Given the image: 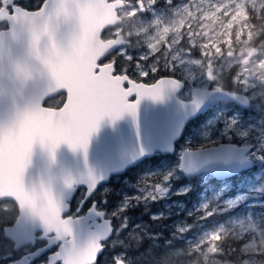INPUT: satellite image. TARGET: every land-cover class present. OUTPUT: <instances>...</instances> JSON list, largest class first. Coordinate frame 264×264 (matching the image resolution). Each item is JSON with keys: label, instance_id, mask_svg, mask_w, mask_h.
<instances>
[{"label": "snow or ice", "instance_id": "snow-or-ice-1", "mask_svg": "<svg viewBox=\"0 0 264 264\" xmlns=\"http://www.w3.org/2000/svg\"><path fill=\"white\" fill-rule=\"evenodd\" d=\"M158 2L0 0V212L9 214L0 220L3 264H129L126 252L115 253L106 261H101L100 254L106 247L124 248L119 239L128 223L124 213L142 199L155 202L170 195L190 194L191 183L172 191L173 181L181 175L236 181L227 190L224 186L214 190L215 199L229 196L224 201L225 211H245L264 202V115L257 119L259 106L253 112L247 107L249 100L241 97L246 107L232 104L221 108L208 99L213 92L197 87V76L183 67L191 64L194 54L198 63L203 57L214 63L205 51L208 46L194 44L192 34L186 33L187 43L181 39L175 49L163 45L159 50L145 41L133 47L132 37L125 35V20L139 18L141 24L147 23L156 17ZM257 8L264 12V0H255L250 10L256 12ZM248 11L245 4L238 5L232 20H247ZM154 30L155 25L148 32ZM130 49L136 51L135 56ZM215 50L221 52L219 47ZM240 76L235 74L234 84L240 83ZM208 83L214 85L215 80L209 76ZM188 88L197 96L183 105L191 109L190 115L202 108L213 110L204 125L206 143L195 150L191 145L182 147L159 186L139 187L109 213L98 210L100 203H107V193L102 194V201L89 202L105 179L103 171L87 169L74 174L57 168L62 145L86 156L101 125H115L125 115L137 121L139 133V109L145 98L160 100L172 91ZM53 100L56 107L45 106ZM166 119L164 112L146 110L143 114V124L153 130ZM112 150L108 143L98 144L102 157L112 155ZM38 151L42 154L39 166L47 179L36 182L28 172ZM145 152L141 148L130 160ZM236 152L242 155L226 158ZM154 175L155 171L146 179ZM57 182L61 185L58 192ZM148 189L155 192L144 195ZM208 207L207 200L199 205L201 210ZM152 219H163V213L153 214ZM114 220L120 222L119 227L114 226ZM190 230L187 225L176 229L181 234Z\"/></svg>", "mask_w": 264, "mask_h": 264}, {"label": "rangeland", "instance_id": "rangeland-1", "mask_svg": "<svg viewBox=\"0 0 264 264\" xmlns=\"http://www.w3.org/2000/svg\"><path fill=\"white\" fill-rule=\"evenodd\" d=\"M254 2L255 0H171V3H164L165 10L155 7L157 15L147 23L141 24L139 18L125 20V35L133 38V47L139 41H145L152 44L155 50H159L163 45H171L175 49L176 42L179 40L185 39L187 43L186 33L192 34V42L196 45H207L205 51L214 61L210 64L208 57H203L202 62L198 63V57L194 54L191 64L183 66L184 69L190 70L197 76L199 80L197 87L228 89L230 92L245 95L249 100L247 107H250L253 112H256L257 106H259L260 112L256 113L257 119H259L261 115H264V35L255 31L249 15L247 20H232L238 5L245 4L250 9ZM259 11L257 8L256 12ZM225 13L229 14L225 15ZM145 15L150 14L145 13ZM230 23L231 27H229ZM153 25H155V30L149 33L148 29ZM229 37L231 44L228 43ZM216 47L221 49L220 53L216 52ZM130 51L134 56L136 55L135 50L130 49ZM236 73L241 74L238 84L233 83ZM209 76L215 80L214 85L208 83ZM190 91L191 88L185 89L178 95L179 99L189 101ZM59 99L60 97L54 98V100ZM54 100L49 101L46 105L56 107L57 104ZM216 104L223 108L233 103L218 102ZM212 115L213 110L211 109L204 121L189 125V131L186 130L182 139L177 143L174 154L157 157L146 167L130 171L128 176L116 177L113 181L116 186L114 194L117 197L115 209L126 196L136 194L139 187L144 188L150 183H156L159 186L163 175L176 161L182 147L191 145L192 148H198L201 144L206 143L203 136L204 125ZM216 127L219 128L220 125H216ZM209 133L211 134V130ZM154 171L156 175L152 176L150 180L146 179L147 174ZM210 179H212L211 176L204 178L203 175H200L189 179L188 182H182L185 179L181 175L179 179L173 181L172 191L174 192L176 188L189 183L193 186L206 185ZM230 180L223 185L225 190L228 186L236 183L233 179ZM220 187L222 186L218 185L215 191H219ZM152 192H155V189H148L144 195ZM179 197L183 198L184 196L170 195L166 199L155 202L151 199L147 201L142 199L140 204L129 208L124 213L128 217L127 226L144 229L145 223L140 221L141 219L135 223L136 220L131 212L136 210L144 212L154 205L156 213H163V216L167 217L171 216L168 214L172 212L180 214L184 211L186 216L192 218L189 217L192 223L185 222L184 219L183 224L179 223L175 227V233L179 225L191 226V229H198L202 225H208L211 228L206 231L193 232L195 234L193 241L196 243H190L192 245H189V251L185 249L187 254L193 253L194 262L191 264H264V223L261 218L249 215L248 211H242L243 213L238 216L236 211L239 208L225 211L224 201L229 199V196L222 195L219 199H215L214 191L203 192L199 196L196 194L193 207L188 210L184 203L179 201ZM205 200L208 201L209 207L206 210H201L199 205ZM263 204L264 202H257L256 206ZM145 206H147L146 209ZM212 212L217 214L212 215ZM219 219L221 221L215 223ZM114 225L119 227L120 222L115 221ZM179 234L181 235L177 232L178 237ZM227 237L233 239L234 242L242 240V243L232 245L228 241L223 248L222 240Z\"/></svg>", "mask_w": 264, "mask_h": 264}, {"label": "water", "instance_id": "water-1", "mask_svg": "<svg viewBox=\"0 0 264 264\" xmlns=\"http://www.w3.org/2000/svg\"><path fill=\"white\" fill-rule=\"evenodd\" d=\"M209 91L213 92V96L208 99H212L214 103L231 102L241 107H246L240 101L241 97L247 98L244 95L221 89H219V92L214 91V89ZM179 92V89H177L160 100L145 98L141 102L139 109V133L137 129V121L134 120L132 116L125 115L118 120L115 125L109 123L101 125L99 133L92 139L86 156L79 150L73 152L66 145H62L57 152V168L63 167L74 174H79L87 169L103 171L105 179L98 185L100 186L106 184L111 177L123 175L128 169L137 166L144 160L151 159L155 154H160L162 156L173 154L176 148L175 143L181 139L185 126L189 121L206 111L202 108V110L196 113V115H190L191 109H185L183 105L185 103L190 104L193 99L197 98V96H193L191 92L190 101L184 102L178 99L177 94ZM225 93H227L226 96ZM216 97H219V99H216ZM146 110L149 112L167 113V119L153 130L146 124H143V114ZM100 142L112 145L113 154L102 157L98 151V144ZM172 144V151H169ZM141 148L146 150L145 155L135 160H130L133 155H139ZM241 155V153L236 152L226 154V158L229 156L239 158ZM41 158L42 154L38 151L36 155V163H34L28 172V176L36 182H39L41 179H47L39 166ZM232 162L236 163L237 161L233 159ZM184 177L188 178L189 176ZM211 177L216 181H224L229 178L217 176ZM60 189L61 185L57 182V192L60 191Z\"/></svg>", "mask_w": 264, "mask_h": 264}, {"label": "trees", "instance_id": "trees-1", "mask_svg": "<svg viewBox=\"0 0 264 264\" xmlns=\"http://www.w3.org/2000/svg\"><path fill=\"white\" fill-rule=\"evenodd\" d=\"M248 15L250 16L249 19L253 24L255 31L258 34L260 33V35H264V12H252L249 9ZM253 16L256 18L252 19L251 17ZM186 130L189 131V127ZM133 170L134 168L130 169L123 176H128L130 171ZM230 181L231 180H229V182ZM220 184V181L210 179L206 185H194L193 191L190 194L185 195L183 198L179 197L178 199L180 202L184 203L188 210L190 207H193L192 204L193 200H196V197L194 199V196L196 194H198L199 196L203 192L214 191ZM146 207L147 206H145V209ZM245 211H248L254 217H258L261 218V220H264V204L262 206L255 205V208H250ZM156 212L157 210L155 208V205L149 210H145L144 212H142L141 210L131 212L134 220H136L135 223L138 222L137 220L141 219L140 221H143L146 227L142 229L140 227L127 226L123 230V232L120 233L119 237V239L124 242V248L117 247L113 249L109 247L110 253L111 250H114L112 256L115 253L126 252L129 264H191L192 262H194L193 253L187 254V252L185 251V249H188L187 251H189V247L184 241L189 240V245H192L190 243L194 242L193 235H195L193 234V232L210 230V226L202 225V227L198 229L192 228L189 232L183 233L181 235L179 234L180 236L178 237L177 232L175 233L174 231L175 227L179 223L183 224L184 219L185 222L192 223V221L190 220L191 217L189 216V218L185 215L186 213L182 211L180 214L172 212L168 214L171 216L167 217L164 215L163 219L153 220L152 213ZM236 212H238V216L243 213L240 210H237ZM220 221L221 220L219 219L215 223H218ZM169 241H171V244H169ZM228 241L232 245L238 244L237 242H234L230 237H227L226 239L222 240V243H224V246H222L223 248L227 245ZM177 251H180L184 254L177 256L175 255ZM105 256H107L104 257L106 258L105 261L111 260L112 258L109 253H107V255Z\"/></svg>", "mask_w": 264, "mask_h": 264}, {"label": "flooded vegetation", "instance_id": "flooded-vegetation-1", "mask_svg": "<svg viewBox=\"0 0 264 264\" xmlns=\"http://www.w3.org/2000/svg\"><path fill=\"white\" fill-rule=\"evenodd\" d=\"M189 2V1H188ZM164 3H165V0H159V2L156 4V8H161L162 10H165L164 9ZM131 43H132V45H134V40H133V38H132V40H131ZM211 89H214V88H209L208 90H211ZM223 90H228V89H223ZM229 91V90H228ZM180 93H182V92H179L178 94H177V97H178V95H180ZM190 94H191V91H190ZM237 94V93H236ZM55 98H57V97H55ZM178 99H179V97H178ZM248 99V98H247ZM181 100V99H180ZM181 101H183V100H181ZM190 101V100H189ZM184 102H188V101H184ZM48 103V102H47ZM46 103V104H47ZM216 103H218V102H216ZM231 103V102H230ZM45 104V105H46ZM234 104V103H233ZM47 106V105H46ZM210 110L211 109H207L203 114H200V115H198L197 117H195L194 119H192L191 121H189V123L185 126V128H184V131H183V134H182V137H183V135L185 134V132H186V129L189 127V125H191L192 123H197V122H199V123H201L202 121H204L205 120V118L208 116V114H209V112H210ZM182 137H181V139H182ZM180 139V140H181ZM179 140V141H180ZM178 141V142H179ZM177 142V143H178ZM177 143H175V147H176V145H177ZM209 146H211V145H209ZM199 148V147H198ZM176 149V148H175ZM164 156H167V155H164ZM157 157L159 158V157H163L162 155H160V154H155L154 155V157H152L151 159H147V160H144V161H142L141 163H139L137 166H135L134 167V170H139L140 168H142V167H146L147 165H149V164H151L152 162H154V160L155 159H157ZM202 175V174H201ZM198 176H200V175H197V176H194V177H188V178H185L183 175H182V177H183V179H185V180H183L182 182H188L189 181V179H192V178H195V177H198ZM212 178V177H211ZM114 179H115V177H111V179L106 183V184H102V185H100V186H98L97 187V189H96V191L93 193V196L92 197H89V202L91 201V199H96L98 202H100V201H102L103 199H104V197L102 196V194L103 193H107V195H106V200H107V203L105 204V203H100V209H98V210H106L107 212H109V213H111L113 210H115V208H116V204H117V197H116V195L114 194V191L116 190V186L114 185ZM213 179V178H212ZM230 179H232V178H228V180H224V181H220V186H223V185H225V184H227L228 182H229V180ZM105 189V190H104ZM77 195H80V190L78 189L77 190ZM9 214H7V213H3V212H0V220H2L3 218H5V217H7ZM263 223H264V220H261ZM114 223H115V220L113 221ZM115 226V225H114ZM264 227V226H263ZM113 239H114V237H113ZM185 243H187V246L189 247V240H187V241H184ZM196 243V241H194L192 244H195ZM238 244L239 243H242V240H240V241H238L237 242ZM238 246V245H237ZM107 253H109L110 255H112L113 253H114V250H111V253H110V250H109V247H106L105 248V250H104V252H102L101 254H100V259H101V261H105V259H104V256L107 254ZM3 254V250L2 249H0V255H2ZM0 264H3V261H0Z\"/></svg>", "mask_w": 264, "mask_h": 264}, {"label": "bare ground", "instance_id": "bare-ground-1", "mask_svg": "<svg viewBox=\"0 0 264 264\" xmlns=\"http://www.w3.org/2000/svg\"><path fill=\"white\" fill-rule=\"evenodd\" d=\"M241 95H243V94H241ZM244 96H245V95H244ZM174 153H175V151H174ZM174 153H173V154H174ZM133 168H134V167H133ZM131 169H132V168H131ZM129 170H130V169H128L127 171H129ZM127 171H126V172H127ZM126 172H125V173H126ZM125 173H124L123 175H125ZM123 175H120V176H114V177H115V178H116V177H121V176H123Z\"/></svg>", "mask_w": 264, "mask_h": 264}]
</instances>
